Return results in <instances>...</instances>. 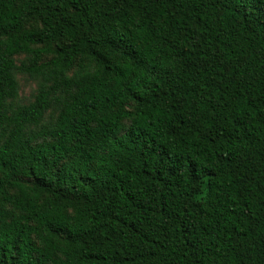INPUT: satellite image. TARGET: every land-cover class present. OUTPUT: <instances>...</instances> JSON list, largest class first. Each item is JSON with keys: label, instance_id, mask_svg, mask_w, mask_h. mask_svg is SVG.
<instances>
[{"label": "trees", "instance_id": "trees-1", "mask_svg": "<svg viewBox=\"0 0 264 264\" xmlns=\"http://www.w3.org/2000/svg\"><path fill=\"white\" fill-rule=\"evenodd\" d=\"M0 264H264V0H0Z\"/></svg>", "mask_w": 264, "mask_h": 264}, {"label": "rangeland", "instance_id": "rangeland-1", "mask_svg": "<svg viewBox=\"0 0 264 264\" xmlns=\"http://www.w3.org/2000/svg\"><path fill=\"white\" fill-rule=\"evenodd\" d=\"M19 82H20V95L22 96L23 100L29 99L35 89V84L32 81L23 79L22 77L19 78Z\"/></svg>", "mask_w": 264, "mask_h": 264}]
</instances>
